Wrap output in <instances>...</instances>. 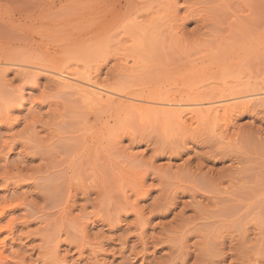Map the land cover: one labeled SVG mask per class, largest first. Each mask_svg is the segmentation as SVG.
Listing matches in <instances>:
<instances>
[{
    "label": "rangeland",
    "instance_id": "374dc122",
    "mask_svg": "<svg viewBox=\"0 0 264 264\" xmlns=\"http://www.w3.org/2000/svg\"><path fill=\"white\" fill-rule=\"evenodd\" d=\"M0 61V264H264V108L167 126L31 69L138 101L262 92L264 0H0Z\"/></svg>",
    "mask_w": 264,
    "mask_h": 264
},
{
    "label": "bare ground",
    "instance_id": "6f19581e",
    "mask_svg": "<svg viewBox=\"0 0 264 264\" xmlns=\"http://www.w3.org/2000/svg\"><path fill=\"white\" fill-rule=\"evenodd\" d=\"M11 65L12 67L17 68L18 70L19 69L25 70V67H27V66L24 67L22 65H17V64H10V67ZM7 66L9 65L0 61V73L2 72L3 69L7 68ZM31 69L34 72L44 73V74L50 75V77L52 76L60 88L62 87L63 89L71 90L70 92L72 93L74 92L73 94L77 95L80 101L85 103L91 109L101 108V109H104L105 111L115 112V114L120 112L122 113V115L124 114L125 116L126 114H129L131 112H134L135 114L137 112L138 115L144 119L145 118L148 119V117L151 119L153 116L154 118L157 117V119L161 118V120L167 123V126H169L168 124L173 123V122L175 124H177V122L179 123L184 122V120L186 119L185 117L187 116H189L190 118H193L194 120L196 119V121L197 120H200V121L207 120V122L212 121L213 123H216L218 121L223 120L224 122L227 115L232 110L236 109V108H233V106L236 103H234L233 105V103L228 104V102L236 101L239 99V97L246 98L243 100L244 102L242 106L254 105L255 107H259V109L264 108V89L262 92H258L259 90L257 91L255 90L256 93H253L255 92L253 91L252 93H248L247 95H245L246 93L241 94L243 95L242 97L241 95L237 97L236 95L238 94H236L235 97L233 96V97H229L228 99H225L226 97L225 95L224 96L225 100H222L223 98L221 100L219 99L214 102L212 100L211 103H209L206 99H205L206 101L203 100L204 98L203 97L202 100L207 102V104L205 102L204 104L200 103L199 101L201 100V98L198 101L195 100V102L190 101L192 103L188 101L186 102L181 101V102L175 103V102H172L171 100H170L171 102L170 101L162 102V100L151 101V99L141 100V98H139V100L141 101H138V98L135 96H129V95H126L125 93L120 94L118 92L110 90V88L108 89L104 87L103 85H100L98 82H96L95 80L91 78L82 79L79 76H76V74L74 73H68V72L65 73V71L63 72L62 71H52L49 68L43 69L39 67H32ZM221 97L223 96L221 95ZM197 98L199 99L198 96ZM236 105H238V103ZM236 105L234 107H236ZM230 114H232V112Z\"/></svg>",
    "mask_w": 264,
    "mask_h": 264
}]
</instances>
